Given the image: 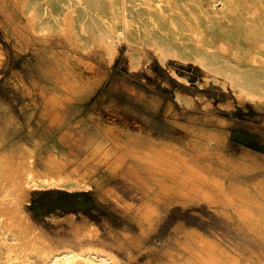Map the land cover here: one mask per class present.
<instances>
[{
	"label": "rangeland",
	"instance_id": "374dc122",
	"mask_svg": "<svg viewBox=\"0 0 264 264\" xmlns=\"http://www.w3.org/2000/svg\"><path fill=\"white\" fill-rule=\"evenodd\" d=\"M27 1L0 0V163L17 170L16 184L0 187V227L25 237L23 258L71 251L113 264H264V100L248 102L182 51L161 61L144 46L132 67L123 41L85 47L65 24L31 31ZM233 1L264 28L261 8ZM56 8L72 13L68 3ZM181 39L209 55L224 43L218 35L201 45L190 26ZM225 48L234 64L264 67L252 40L242 42L245 56ZM197 86L215 108L178 99L192 109L173 111L172 93L198 95ZM27 177L84 189L23 197Z\"/></svg>",
	"mask_w": 264,
	"mask_h": 264
},
{
	"label": "bare ground",
	"instance_id": "6f19581e",
	"mask_svg": "<svg viewBox=\"0 0 264 264\" xmlns=\"http://www.w3.org/2000/svg\"><path fill=\"white\" fill-rule=\"evenodd\" d=\"M203 1L29 0L23 4V9L25 14L30 15L31 31L60 30L65 24L73 40L85 47L92 42H107L115 47L123 41L131 49L128 62L132 67L138 65L135 51L144 46L154 48L161 61L170 51H182L178 56H190L203 61V67L208 74L222 77L248 102L264 100V67L259 65L258 59L244 58V63L234 64L225 57V46L232 47L231 55L245 56V52L241 50L245 40H252L263 48V26L248 12L237 11L233 0H209L205 4ZM250 1L251 5L261 8L264 13V2ZM217 2L222 5L221 11L217 9ZM58 3H68L72 13L65 16L63 11L57 10ZM188 26L196 32L201 45H212L219 35L224 41L220 54L190 53L181 39ZM213 81L216 82L217 79L213 78ZM16 172L10 160L6 164L0 163V187L4 182L16 184V179L12 177ZM24 184L23 197L30 188L42 190L55 187L69 191L84 189L78 182L62 179L40 181L27 177ZM2 191L1 188L0 193ZM16 209L19 210V207ZM12 222V219L9 220V223ZM15 234H18L17 231ZM24 238L19 234L14 237L4 225L0 227V264H77L79 260L83 264H113L109 256L101 253L85 252L77 255L71 251L54 254L40 252L39 257L31 254L26 259L23 258L21 249Z\"/></svg>",
	"mask_w": 264,
	"mask_h": 264
},
{
	"label": "crops",
	"instance_id": "0c3cea01",
	"mask_svg": "<svg viewBox=\"0 0 264 264\" xmlns=\"http://www.w3.org/2000/svg\"><path fill=\"white\" fill-rule=\"evenodd\" d=\"M196 89H197L198 95H192V96H190V95L183 94V93H172V100H173L172 110L174 111L175 106H177L179 108H182L183 110H186V111L192 109L189 106L186 107L183 104H181L179 102L180 99L182 101H187V102H190L191 101L193 103V106L192 107L195 106L198 109H199V105L198 104H201L202 100L203 101H209L210 102V105L212 106V108H215V106L217 105V101L216 100H214L213 98H211V100H207V99L201 97L202 94H204L203 92H205L206 88L197 86ZM193 110H194V108H193ZM231 132H232V129H231ZM231 132H230V134H231ZM246 154H248V156H252L254 153H252V151L246 150Z\"/></svg>",
	"mask_w": 264,
	"mask_h": 264
},
{
	"label": "trees",
	"instance_id": "16d2710c",
	"mask_svg": "<svg viewBox=\"0 0 264 264\" xmlns=\"http://www.w3.org/2000/svg\"><path fill=\"white\" fill-rule=\"evenodd\" d=\"M71 208H69V209H65L66 211H68V210H70ZM76 209V208H75ZM72 211H73V209H71Z\"/></svg>",
	"mask_w": 264,
	"mask_h": 264
}]
</instances>
